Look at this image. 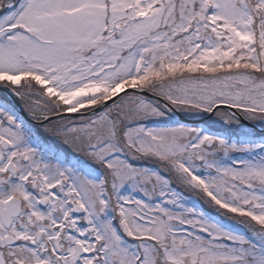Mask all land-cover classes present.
<instances>
[{
	"label": "snow or ice",
	"instance_id": "snow-or-ice-1",
	"mask_svg": "<svg viewBox=\"0 0 264 264\" xmlns=\"http://www.w3.org/2000/svg\"><path fill=\"white\" fill-rule=\"evenodd\" d=\"M0 89V264H264V0H0Z\"/></svg>",
	"mask_w": 264,
	"mask_h": 264
},
{
	"label": "rangeland",
	"instance_id": "rangeland-1",
	"mask_svg": "<svg viewBox=\"0 0 264 264\" xmlns=\"http://www.w3.org/2000/svg\"><path fill=\"white\" fill-rule=\"evenodd\" d=\"M12 99H13V102H14V98L12 97ZM12 101H9V100H5V99H1L0 98V104H11V103H13ZM17 107H19V104H18V102H17ZM26 114V113H25ZM26 116H27V114H26ZM28 117V116H27ZM29 118V117H28ZM30 119V118H29ZM188 121H190V123H191V121H195V123H193V124H202L203 123V121L201 122V123H198L197 121H199V120H197V119H190V120H188ZM40 134H41V136L43 137V138H47L46 137V134H44L42 131L40 132ZM191 204H193V205H195L196 207H198V208H201V206H200V204H199V202H197V200L195 199V198H192L190 201H189ZM202 204H203V202H201ZM204 205H206V204H204ZM208 208H209V210H211V211H213V212H215V210L214 209H211L208 205H206ZM206 214H208L207 212H206ZM209 215V214H208ZM210 216V215H209ZM211 217V216H210ZM211 218H213V217H211ZM213 219H220V217L215 213V217L213 218Z\"/></svg>",
	"mask_w": 264,
	"mask_h": 264
},
{
	"label": "water",
	"instance_id": "water-1",
	"mask_svg": "<svg viewBox=\"0 0 264 264\" xmlns=\"http://www.w3.org/2000/svg\"><path fill=\"white\" fill-rule=\"evenodd\" d=\"M0 92H1L3 95H5V97H6L9 101H12V100H13L12 97H11V95H10L8 92H6V91H4V90H2V89H0ZM20 114H21L26 120H30V119L26 116V114H25L23 111H21ZM186 122L190 123V121H188V120H187ZM197 122H198V123H201L202 121L199 120V121H197ZM191 123H195V121H191Z\"/></svg>",
	"mask_w": 264,
	"mask_h": 264
},
{
	"label": "trees",
	"instance_id": "trees-1",
	"mask_svg": "<svg viewBox=\"0 0 264 264\" xmlns=\"http://www.w3.org/2000/svg\"><path fill=\"white\" fill-rule=\"evenodd\" d=\"M0 98H1V99H4V98L1 96V94H0ZM199 204H200L201 208H202L205 212H207L211 217H213V218L215 217V212L209 210V208H208L206 205L202 204L201 202H199Z\"/></svg>",
	"mask_w": 264,
	"mask_h": 264
}]
</instances>
